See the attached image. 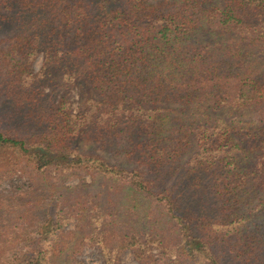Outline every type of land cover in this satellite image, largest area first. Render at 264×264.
Returning a JSON list of instances; mask_svg holds the SVG:
<instances>
[{
    "label": "trees",
    "instance_id": "obj_1",
    "mask_svg": "<svg viewBox=\"0 0 264 264\" xmlns=\"http://www.w3.org/2000/svg\"><path fill=\"white\" fill-rule=\"evenodd\" d=\"M19 170L0 264H264V0H0V186Z\"/></svg>",
    "mask_w": 264,
    "mask_h": 264
},
{
    "label": "rangeland",
    "instance_id": "obj_2",
    "mask_svg": "<svg viewBox=\"0 0 264 264\" xmlns=\"http://www.w3.org/2000/svg\"><path fill=\"white\" fill-rule=\"evenodd\" d=\"M42 62H43V56L42 54L38 56V58L36 59V61L33 64V68L36 72H38L42 66ZM71 101L73 102V109L75 111H78L79 109V97H78V93L76 91L72 92L70 95ZM30 170V169H29ZM55 175V173L53 171H48V174L45 176H41V175H37V178H39L40 176V180H41V184L40 187H43L44 185H48V184H53V180L51 179V177ZM85 181L89 184L90 189L92 190H101L102 187L104 188L107 185V181H105L102 177H99L97 180L86 176L84 177ZM79 179H75L72 180L70 182H67L66 184H64L65 187H72L74 185L79 184ZM33 187V182L31 181V178L24 174V172L22 170H19L17 172H15L13 174V176L9 179H6L2 182L1 186H0V192L3 195L9 196L12 194H18L20 192L26 191H33L32 190ZM38 190V189H37ZM62 190L60 189L58 193H60ZM42 195L39 192H35L34 194H30V196H35V195ZM46 197V196H45ZM47 201V200H44ZM42 211H39L40 215H41ZM17 226V225H16ZM71 229L73 228V226L70 227ZM154 253H157V251L155 250ZM81 258L86 261L87 264H104V258L102 256V254L100 253V249H98L97 247H87L83 253V255L81 256ZM122 262L124 264H136L133 255L130 251H127L123 257H122Z\"/></svg>",
    "mask_w": 264,
    "mask_h": 264
}]
</instances>
